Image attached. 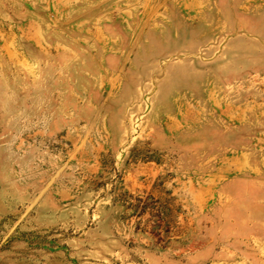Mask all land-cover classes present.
<instances>
[{"label":"rangeland","instance_id":"374dc122","mask_svg":"<svg viewBox=\"0 0 264 264\" xmlns=\"http://www.w3.org/2000/svg\"><path fill=\"white\" fill-rule=\"evenodd\" d=\"M0 264H264V0H0Z\"/></svg>","mask_w":264,"mask_h":264}]
</instances>
